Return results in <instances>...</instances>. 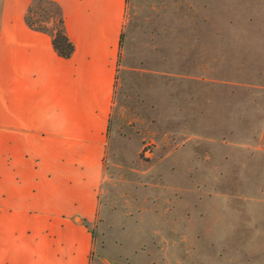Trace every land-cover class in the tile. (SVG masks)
I'll use <instances>...</instances> for the list:
<instances>
[{
    "label": "rangeland",
    "instance_id": "rangeland-1",
    "mask_svg": "<svg viewBox=\"0 0 264 264\" xmlns=\"http://www.w3.org/2000/svg\"><path fill=\"white\" fill-rule=\"evenodd\" d=\"M88 264H264V0H129Z\"/></svg>",
    "mask_w": 264,
    "mask_h": 264
},
{
    "label": "crops",
    "instance_id": "crops-1",
    "mask_svg": "<svg viewBox=\"0 0 264 264\" xmlns=\"http://www.w3.org/2000/svg\"><path fill=\"white\" fill-rule=\"evenodd\" d=\"M47 1L68 58L27 24L32 0H0V264H88L92 250L129 0Z\"/></svg>",
    "mask_w": 264,
    "mask_h": 264
},
{
    "label": "trees",
    "instance_id": "trees-1",
    "mask_svg": "<svg viewBox=\"0 0 264 264\" xmlns=\"http://www.w3.org/2000/svg\"><path fill=\"white\" fill-rule=\"evenodd\" d=\"M26 22L31 28L50 35L52 46L59 56L70 57L73 45L65 34L60 8L55 3L47 0H32ZM48 23H51L50 27L45 26Z\"/></svg>",
    "mask_w": 264,
    "mask_h": 264
}]
</instances>
